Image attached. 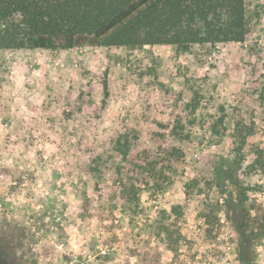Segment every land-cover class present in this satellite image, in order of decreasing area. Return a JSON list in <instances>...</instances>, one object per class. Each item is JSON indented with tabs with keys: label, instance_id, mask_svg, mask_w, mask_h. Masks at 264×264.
Here are the masks:
<instances>
[{
	"label": "rangeland",
	"instance_id": "obj_1",
	"mask_svg": "<svg viewBox=\"0 0 264 264\" xmlns=\"http://www.w3.org/2000/svg\"><path fill=\"white\" fill-rule=\"evenodd\" d=\"M245 2L242 43L0 51V253L264 264V0Z\"/></svg>",
	"mask_w": 264,
	"mask_h": 264
},
{
	"label": "trees",
	"instance_id": "obj_2",
	"mask_svg": "<svg viewBox=\"0 0 264 264\" xmlns=\"http://www.w3.org/2000/svg\"><path fill=\"white\" fill-rule=\"evenodd\" d=\"M247 33L245 0H0V51L91 45L187 52L195 45L242 43ZM98 161L94 169L104 163ZM237 204L242 208L245 199ZM249 211L231 219L241 237ZM6 249L0 258L17 263Z\"/></svg>",
	"mask_w": 264,
	"mask_h": 264
},
{
	"label": "crops",
	"instance_id": "obj_3",
	"mask_svg": "<svg viewBox=\"0 0 264 264\" xmlns=\"http://www.w3.org/2000/svg\"><path fill=\"white\" fill-rule=\"evenodd\" d=\"M70 51H71V49H70ZM70 58H72V59H70L71 67H70L69 72H70V76L72 78L73 76H76V72H74L73 68H72V62L74 61L73 60V58H74L73 54L70 55ZM79 66H80V64H79Z\"/></svg>",
	"mask_w": 264,
	"mask_h": 264
}]
</instances>
